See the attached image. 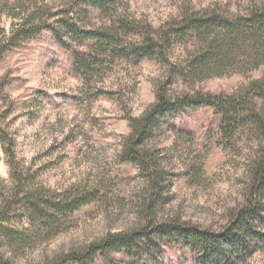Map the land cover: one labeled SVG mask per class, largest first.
<instances>
[{
	"label": "trees",
	"instance_id": "trees-1",
	"mask_svg": "<svg viewBox=\"0 0 264 264\" xmlns=\"http://www.w3.org/2000/svg\"><path fill=\"white\" fill-rule=\"evenodd\" d=\"M92 12L100 18L98 25L91 21ZM5 16L14 20L11 28L5 26ZM43 31L52 32L62 48L75 53L77 70L85 77L119 58L136 65L156 60L165 66L166 76L156 86L155 101L141 115L128 116L130 132L121 140V161L136 166L146 185L139 208L142 223L36 264H92L98 257L120 264L113 254L150 256L163 243L187 247L197 264H250L264 250V76L250 79L232 94L178 92L173 85H194L233 73L249 75L264 66V7L242 14L187 7L156 28L133 18L125 0H65L61 7L38 6L37 0H3L0 71L10 51ZM5 77L0 76V144L10 171L8 178H0V247L14 248L20 258L68 231L74 214L103 198L105 189L89 184L55 191L37 182L38 171L18 154L11 129L14 102L5 92ZM202 108L221 116L220 134L226 143L238 146L246 139L256 140L246 166L244 206L234 207L220 229L157 216L170 199L171 174L156 137L174 116Z\"/></svg>",
	"mask_w": 264,
	"mask_h": 264
},
{
	"label": "rangeland",
	"instance_id": "rangeland-1",
	"mask_svg": "<svg viewBox=\"0 0 264 264\" xmlns=\"http://www.w3.org/2000/svg\"><path fill=\"white\" fill-rule=\"evenodd\" d=\"M64 1L52 0L50 5L61 7ZM125 1L133 18L156 28L178 18L187 7L232 14L264 7V0ZM90 14L98 25L97 13ZM4 18L11 28L14 20ZM0 76H6L5 92L14 102L11 129L19 157L38 171L37 182L55 191L89 184L105 189L103 198L74 214L68 231L28 251L18 258L20 264H36L65 252V247L81 248L109 233L138 227L146 185L136 166L121 161V140L130 132L128 116L141 115L155 101L165 66L151 59L136 65L119 58L85 77L77 70L75 53L62 48L52 32L43 31L7 54ZM263 76L264 66L249 75L233 73L194 85L179 81L173 89L232 94ZM171 123L177 131L169 127ZM171 123L155 140L171 174L170 199L157 216L220 229L238 201L245 199L246 166L256 140L246 139L238 146L223 141L221 116L211 108L186 110ZM9 171L0 144V178H8ZM113 256L120 264H197L187 247L172 243H163L150 256L131 258L125 252ZM92 264L108 263L98 257ZM250 264H264V250Z\"/></svg>",
	"mask_w": 264,
	"mask_h": 264
},
{
	"label": "clouds",
	"instance_id": "clouds-1",
	"mask_svg": "<svg viewBox=\"0 0 264 264\" xmlns=\"http://www.w3.org/2000/svg\"><path fill=\"white\" fill-rule=\"evenodd\" d=\"M51 2L52 0H37L38 6L48 5V4H51ZM2 3H3V0H0V4ZM14 98L15 97H11V99H14ZM238 203L240 207L244 206V202L242 200L238 201ZM139 223H142V219L137 220V224ZM64 251L67 252L68 248L65 247ZM0 264H20L14 248L9 247L7 245L0 247Z\"/></svg>",
	"mask_w": 264,
	"mask_h": 264
}]
</instances>
